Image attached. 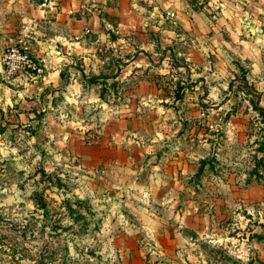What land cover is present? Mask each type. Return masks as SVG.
<instances>
[{"label":"rangeland","instance_id":"374dc122","mask_svg":"<svg viewBox=\"0 0 264 264\" xmlns=\"http://www.w3.org/2000/svg\"><path fill=\"white\" fill-rule=\"evenodd\" d=\"M54 6L15 43L78 87L0 107V264H264V0Z\"/></svg>","mask_w":264,"mask_h":264},{"label":"crops","instance_id":"0c3cea01","mask_svg":"<svg viewBox=\"0 0 264 264\" xmlns=\"http://www.w3.org/2000/svg\"><path fill=\"white\" fill-rule=\"evenodd\" d=\"M0 3V59L7 46L25 37L26 29L33 27L32 30L38 33L40 32L38 24L43 20L47 21L55 17L58 18L57 20H65L59 13L57 6L49 9L48 7L51 5L47 7L40 5L41 14L40 10L36 9L35 3L30 0H0ZM71 11H73L74 16L68 15L69 18L76 20L75 13L77 10ZM38 42L41 41L38 39ZM52 46L44 42L43 46L38 47L36 43L32 42V48L34 50L39 49L38 58L42 57L44 60H51L54 63L60 59H68L65 51L60 54H54L55 50H50ZM45 66L48 67L44 68L42 73L36 76L22 74L10 81L3 80L0 76V107L3 111L10 109V112H16L12 116L22 118L28 116L32 118L35 112L40 111V109L45 112L46 116L52 113L50 108L59 111L58 109L61 108V105L54 103L53 99L58 95H70L67 89H70L69 93L76 90L78 79L75 80V83H73L74 81L69 82L61 76L58 70L50 69L49 64ZM67 83L68 85L66 86ZM68 99H72L71 95L68 96ZM61 113H63L62 110H60Z\"/></svg>","mask_w":264,"mask_h":264},{"label":"built area","instance_id":"2783aa9c","mask_svg":"<svg viewBox=\"0 0 264 264\" xmlns=\"http://www.w3.org/2000/svg\"><path fill=\"white\" fill-rule=\"evenodd\" d=\"M52 0H43L41 6H50ZM43 71L41 61L33 55L29 47L22 43L7 46L0 59V76L10 81L22 74L36 76Z\"/></svg>","mask_w":264,"mask_h":264}]
</instances>
